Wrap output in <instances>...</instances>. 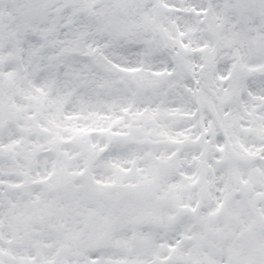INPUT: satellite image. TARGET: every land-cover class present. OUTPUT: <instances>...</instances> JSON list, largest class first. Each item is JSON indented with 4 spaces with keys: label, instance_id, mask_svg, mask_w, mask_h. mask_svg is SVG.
<instances>
[{
    "label": "snow or ice",
    "instance_id": "1",
    "mask_svg": "<svg viewBox=\"0 0 264 264\" xmlns=\"http://www.w3.org/2000/svg\"><path fill=\"white\" fill-rule=\"evenodd\" d=\"M0 264H264V0H0Z\"/></svg>",
    "mask_w": 264,
    "mask_h": 264
}]
</instances>
